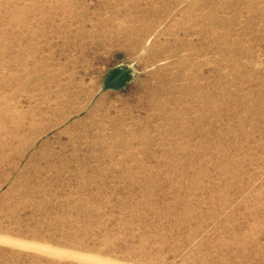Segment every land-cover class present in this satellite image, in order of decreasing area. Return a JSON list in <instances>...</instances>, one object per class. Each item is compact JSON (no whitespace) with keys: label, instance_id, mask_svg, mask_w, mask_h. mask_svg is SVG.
I'll list each match as a JSON object with an SVG mask.
<instances>
[{"label":"rangeland","instance_id":"1","mask_svg":"<svg viewBox=\"0 0 264 264\" xmlns=\"http://www.w3.org/2000/svg\"><path fill=\"white\" fill-rule=\"evenodd\" d=\"M0 237L264 264V0H0Z\"/></svg>","mask_w":264,"mask_h":264},{"label":"bare ground","instance_id":"2","mask_svg":"<svg viewBox=\"0 0 264 264\" xmlns=\"http://www.w3.org/2000/svg\"><path fill=\"white\" fill-rule=\"evenodd\" d=\"M96 96V95H95ZM4 186V185H3ZM0 241L1 242H7V243H11L13 245H17L20 247H28V248H33L35 250H39L43 252V249L47 247V245H42V244H34V243H30V242H23L21 240H16V239H12L9 237H0ZM49 249V248H48ZM113 264H116V261H113ZM122 264V263H119Z\"/></svg>","mask_w":264,"mask_h":264}]
</instances>
